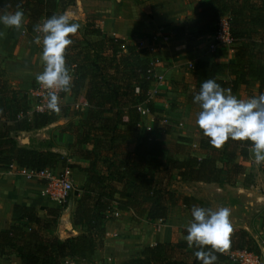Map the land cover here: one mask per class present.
Listing matches in <instances>:
<instances>
[{
	"label": "trees",
	"instance_id": "obj_1",
	"mask_svg": "<svg viewBox=\"0 0 264 264\" xmlns=\"http://www.w3.org/2000/svg\"><path fill=\"white\" fill-rule=\"evenodd\" d=\"M75 0H8L13 12L19 8L26 17L25 28L30 34L52 15H60ZM197 20L190 26L174 28L176 38L194 42L198 38L214 33L216 23L226 17L229 32L234 39L233 63H218L198 59L190 66V73L198 78L188 100L199 91L206 79H214L223 88L227 82L218 74L228 72L231 88L251 81L264 85V0H201L198 3ZM89 34L101 35L91 19H87L81 37L73 38L64 52L65 66L71 72L69 94L75 100L84 90L88 107L76 114L75 120L63 128L73 136L68 144L70 155L79 157L77 162H67V157L46 148L19 145L18 131L40 129L56 120L53 113L33 111L27 93H16L0 78V171L9 164L17 167H54L60 163L71 170L86 174L81 185L80 196L70 216L79 233L59 238L53 233L62 207L46 208L48 217L38 215L35 208L15 205L25 223H10L0 230V254L16 253L21 264H62L68 257L87 259L102 246L105 222L117 214L132 210L135 220L148 221L167 216L169 206L181 202L191 214L193 207L209 208L203 201L182 195L170 187L173 180L182 182L213 183L220 181L226 172V181L232 183L242 173L243 166L235 161L238 140L228 139L219 158L213 154L204 157L186 155L179 159L171 155L162 158L163 144L153 131L161 126L154 122L144 129L137 145L125 150L131 134L140 131L142 115L136 106L144 103L149 113L155 100H147L153 85L150 75V59L142 56L141 50L126 39L103 34L97 40L86 38ZM157 98V97H156ZM69 107V106H66ZM62 115H67L64 111ZM9 121V124L6 122ZM209 138L204 136L198 144L206 146ZM250 142L241 143L239 154L248 156ZM221 164V166H220ZM264 172V170H263ZM192 217V216H191ZM193 219V218H192ZM183 232L186 234V230ZM229 247L215 251V264H232L229 253L246 250L261 255L254 239L243 229H231ZM207 247V246H206ZM195 247L187 242H156L143 247L135 257L117 264H200L194 256Z\"/></svg>",
	"mask_w": 264,
	"mask_h": 264
},
{
	"label": "crops",
	"instance_id": "obj_2",
	"mask_svg": "<svg viewBox=\"0 0 264 264\" xmlns=\"http://www.w3.org/2000/svg\"><path fill=\"white\" fill-rule=\"evenodd\" d=\"M100 1L99 5L98 3L95 4L94 0H75L74 4L64 9L62 13L69 12L73 17L70 22L75 23V21H78L80 26V30L74 34H70V36L73 38L81 37L86 20L91 19L94 26L100 28L101 35L89 34L86 36L87 39L97 40L103 34L115 35L126 39L141 50L142 56L148 58L157 56L160 58L162 61L161 71L165 78L164 85L159 90L161 98L155 100L156 104L152 113L150 112L148 115L142 116L140 131L131 134V139L128 141L129 147L126 148L125 146V150H131L137 145L139 140L138 132H140L141 136L144 129L151 128L154 122L158 126L161 125L160 120L166 117L169 120L171 118L172 125H161L164 126L162 129L157 128L153 131L154 134L158 135L157 138L162 141V158L169 156L166 150L170 147L177 148L172 150V155L179 159L189 154L204 157L207 154H213L214 151L220 154L224 149L228 151H230L229 149H234L232 145L228 146V144H223V146L217 148L211 145L209 140L205 143L206 146L204 148L200 149L198 146L200 140L204 139V135L202 134V130L196 125V116H193V112L191 111L194 105L197 106V110L199 111V106L188 100L189 94L194 90L198 81V78L190 73V65L198 59L214 60L218 63H233L235 61L233 46L236 44L216 47L214 46V33L204 35L194 42H186L184 39L175 37L174 28L184 25V19L188 17L186 15L193 13L195 16L193 22L197 20L198 3L201 0ZM96 5H99V7H96ZM67 8L70 10H67ZM11 12L13 11L8 7V0H0V15ZM149 14L154 15V18L150 19ZM93 17H95V21ZM150 20H152L151 23ZM25 21L26 17L24 16L19 29L5 27L0 24V78L6 83L8 88L13 89L18 94L27 93L36 75L43 71V63L40 59L41 49L37 42L38 33H28L25 28ZM166 31H170V33H165ZM164 36H168V39H165ZM217 76L227 82L225 88L230 89L231 94L235 95L238 99H247L264 93V85L259 90V83L257 81H251L247 85L239 84L232 89L231 77L228 72L218 74ZM76 99L84 100V90L79 91ZM65 100L69 102L73 100L69 94V90L65 95ZM181 119L193 122V126L187 125L183 132H177L180 128L173 126L177 122L182 121ZM6 123L9 124V121ZM51 124L40 129L18 131V133L43 131ZM42 133L38 134L39 136L35 139L31 138V136L29 138L25 136L28 139L25 144H20L17 135L15 138L19 145L38 148L35 147V143L51 137L53 141L56 140V146L54 144V149H51V151L65 156V150L69 151L68 144L72 142L73 136L67 131L63 134L53 133V135L45 134V132ZM59 141L64 143L65 149L57 145ZM238 142L237 147H235V161L242 164L243 171L235 178H231L234 183H228L226 181V172L223 170L220 174V182H223L229 189H232L230 197H242L248 201L245 203V209L235 213L238 208L235 207V204H233L234 207L230 204L232 203V198L226 201L223 198L224 194H219L215 202L209 203V208L213 210L220 207L228 208L230 210L231 229L245 230L257 243L261 255L264 257V217L262 219L254 218L246 212L248 203L255 206L260 204L264 208V195L257 193V189L254 191V186L252 183H249L250 181L246 182L245 180L244 182L243 180V178L249 177V173L253 171L249 163L253 155L250 148H248V156H240L239 150L243 141L238 140ZM28 143L29 145H27ZM176 144H184L187 148L177 146ZM189 147L192 149H189ZM180 148L181 150H179ZM77 161H79V157L74 154H71V157L67 158V162ZM55 168L61 169L63 167L58 163ZM71 171L73 185L76 187L75 199H77L80 196V187L85 182L86 174L82 171ZM262 174L264 180V172ZM213 183L218 184L217 182ZM213 183L204 184L211 185ZM217 190L221 191L222 188L218 185ZM39 191L40 184L38 182L27 181L17 174L10 173L8 169L0 171V230L7 227L10 223H25L21 215L15 212V205L33 207L41 217H48L45 211L46 208H59L58 205L49 202L41 196ZM73 197H71L72 203L69 209H60L57 223L53 230V233L62 239L71 236L70 232L76 235L79 233L78 228L73 225L70 216L75 205ZM228 197L226 196V198ZM117 213V211L113 212L112 219L105 222V235L102 246L96 249L91 257L87 259L68 257L62 261V264H65V260L69 264H117L122 260L137 256L143 247L153 245L156 242L184 240L183 236L186 234L183 230L192 220L189 209L181 204V202H178L176 205L169 206L164 220L149 221L153 223L149 224L151 228L148 231L146 230V232L140 233L138 232V220L134 219L132 210L121 214ZM0 264H21V260L16 253L6 251L0 254Z\"/></svg>",
	"mask_w": 264,
	"mask_h": 264
},
{
	"label": "clouds",
	"instance_id": "obj_3",
	"mask_svg": "<svg viewBox=\"0 0 264 264\" xmlns=\"http://www.w3.org/2000/svg\"><path fill=\"white\" fill-rule=\"evenodd\" d=\"M24 12L17 8L14 12L0 15V24L19 29ZM69 12L52 15L37 26L42 34L40 59L43 71L36 75V81L45 89L68 91L72 77L65 66L64 52L72 44L70 34H74L79 24L71 23ZM193 102L200 111L196 116V125L209 143L217 148L228 140L249 141L250 150L256 164L264 163V93L247 99H238L230 89L223 88L214 79L201 82L199 91L193 95ZM47 107L59 111L58 96L49 92ZM192 220L185 226L183 239L189 247L197 250L194 256L200 264H215V251L229 247L231 232L230 210L220 207H193ZM207 246V247H206Z\"/></svg>",
	"mask_w": 264,
	"mask_h": 264
},
{
	"label": "built area",
	"instance_id": "obj_4",
	"mask_svg": "<svg viewBox=\"0 0 264 264\" xmlns=\"http://www.w3.org/2000/svg\"><path fill=\"white\" fill-rule=\"evenodd\" d=\"M36 32L38 33V37L42 40V34L38 30ZM214 38V46L216 47H224L234 44V39L230 35L226 17H221L216 23ZM39 45L41 46L40 43ZM161 66L162 61L157 56L150 59V75L154 82L147 93V100L152 101L156 99L157 95H159V90L164 85L165 78L161 71ZM69 74L71 75V72H69ZM52 91L57 93L59 108L66 107L70 104L71 107L75 108L77 111L84 112L88 107L87 102L81 99H73L71 100L72 102L70 101L67 103L65 95L68 91L65 92L59 89H45L35 79L33 85L27 92L31 105V109L27 114L29 115L33 111L53 113L54 111L47 107L48 94ZM136 108L142 116L149 114V111L145 107L144 103L137 105ZM160 123L161 125H172V122L168 118H162ZM176 127L182 128L183 123L181 121L177 122ZM146 129H150V127ZM193 146H195V144H193ZM251 161L252 164L256 166L258 165L254 161V158ZM259 165L264 169V163ZM8 171L12 174H17L23 177L27 181L38 182L40 184L39 193L41 196L59 207L64 209L70 208L72 203L71 192L74 189V185L72 181V171L68 166L61 169H56L54 167L27 168L17 167L12 163L9 164ZM228 255L229 261L232 264H264V257L262 255L255 254L244 249L232 251ZM65 264H69V262L65 260Z\"/></svg>",
	"mask_w": 264,
	"mask_h": 264
},
{
	"label": "rangeland",
	"instance_id": "obj_5",
	"mask_svg": "<svg viewBox=\"0 0 264 264\" xmlns=\"http://www.w3.org/2000/svg\"><path fill=\"white\" fill-rule=\"evenodd\" d=\"M165 1H168V0H165ZM100 2H101L100 0H96V1L94 0L95 4L98 3L100 5ZM99 5H96V7H99ZM67 10H70V9L67 8ZM186 16H188V17H186L184 19L185 23H184L183 26L191 24L194 21V19H195V16H194L193 13H190L189 15H186ZM149 17H150V19H152V18H154V15L149 14ZM94 18L95 17H93V20L95 21ZM151 22H152V20H150V23ZM75 23L79 24L78 21H75ZM78 30H80V26H79ZM165 33H170V31L169 32L166 31ZM168 36H170V35L168 34ZM168 36H164V38L168 39ZM40 49H41V46H40ZM34 80L32 81V83H34ZM157 98H161V96L157 95ZM157 98H156V100H157ZM66 102L68 103L69 101L67 100ZM67 106H69V107H62V108H59V111H54L53 112V114L55 115L56 120L54 122H52V124L47 129H45L43 131L39 130V131H36V132H30V133H27V132L26 133L25 132L18 133V135H17L18 136V140L19 139H23L24 140L25 136H27L28 138L31 136V138L35 139V138H37V136H39L38 134H40L41 132H43V133L45 132V134H50V135H53V133H57V134L65 133L66 130L63 128V126L67 122H69L70 120H75L76 119V114H78L77 110L75 108L71 107L70 104H68ZM197 109L198 108H197L196 105H194L192 107L191 111L193 112V116H197V113L200 111V110L198 111ZM62 111H64L67 114V116L62 115L61 114ZM170 120H171V118H170ZM182 121L181 122L183 123V127L180 128V130L177 131V132H183L187 125L193 126V122H189V120L185 121L183 119ZM191 121H194V120H191ZM188 122H189V124H188ZM173 127L176 128V125L173 126ZM155 136H158V135L155 134ZM139 137H140V132H138V139H139ZM55 141H53L52 138L49 137V138H47L44 141L41 140V141H38L37 143H35V147L46 148V149H50L51 150V149H54V144L56 146V142ZM21 143H26V142L23 141V142H20V144ZM27 145H29V143ZM30 145L32 146L31 143H30ZM57 145L59 147L65 149L64 143L59 141L57 143ZM176 145L177 146H183V147L187 148V146H185L184 144H176ZM125 146H126V148H128L129 147V143L126 142ZM50 147H52V148H50ZM173 149L175 150L177 148L170 147L168 150H166V153L169 154V155H172V150ZM189 149H192V148L189 147ZM179 150H181V148ZM64 154H65V156L67 158L71 157L70 152L69 151L67 152V150H65ZM214 154L217 156V158L220 157L217 151H214ZM251 160L249 161V163H250V167L252 168L253 171L251 173H249V175H248L249 177H245V178H243V180H244V182H245V180H246V182L250 181L249 183H252L253 186H254L253 190L255 191V189H257L256 190L257 193H260V194L264 195V180H263V174H262L263 173L262 171L264 169L261 168L260 165L256 166V165L252 164ZM217 183L218 184H214L213 183L211 185H207V184H204L203 182H179L178 180H173L170 183V187L175 189L176 191H178L182 195H189V196L195 197V198L203 201L204 203H206L209 206L210 205L209 203H212V202L216 201V199L219 196V194H224L223 198H225L226 201H228L229 198H232V197H230L232 195V191H231L232 189H229V187L227 185H224L223 182L219 181ZM218 185L222 188L221 191L217 190ZM75 188L76 187H74V190L71 192V197L74 196L73 200H75V198H76V192H75L76 190H75ZM226 196H229V197L226 198ZM207 200H208V202H207ZM231 202L232 203H230V204L232 206H233V204H235L236 205L235 207L238 208V210L235 212V213H238L239 211L241 212V211H243L245 209L244 208L245 203L248 202V201L244 200L242 197L241 198L240 197H236V198H232ZM237 205L240 206V207H238ZM246 212H247L248 215L251 214L252 217H254V218L257 217V218L262 219L264 217V208L260 204L255 206L254 204H249L248 203V208L246 209ZM150 223H152V222H149L148 220H144V219L138 221V232L143 233L144 231L146 232V230L148 231L149 228H151V226L149 225ZM70 234H72L71 236H75L76 235L75 233H71V232H70ZM138 238H139V236H138Z\"/></svg>",
	"mask_w": 264,
	"mask_h": 264
},
{
	"label": "water",
	"instance_id": "obj_6",
	"mask_svg": "<svg viewBox=\"0 0 264 264\" xmlns=\"http://www.w3.org/2000/svg\"><path fill=\"white\" fill-rule=\"evenodd\" d=\"M19 141H20V142H23V141H24V142H27L28 139H27V137H25L24 140H23V139H19ZM21 144H25V143H21Z\"/></svg>",
	"mask_w": 264,
	"mask_h": 264
}]
</instances>
